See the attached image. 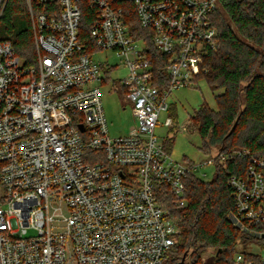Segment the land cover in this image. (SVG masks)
I'll return each instance as SVG.
<instances>
[{
  "label": "built area",
  "instance_id": "obj_1",
  "mask_svg": "<svg viewBox=\"0 0 264 264\" xmlns=\"http://www.w3.org/2000/svg\"><path fill=\"white\" fill-rule=\"evenodd\" d=\"M6 3L0 0V18ZM24 3L33 63L11 41L0 42V264H164L180 230L161 194L181 210L186 181L203 180L198 169L215 172L236 159L247 165L228 178V220L259 252L236 249L230 264H264V160L231 149L181 162L155 134L174 126L170 115L159 122L170 112L168 97L194 83L206 50L216 49L219 0ZM85 10L87 43L80 39ZM149 47L162 56L161 72ZM105 51L126 69L118 81L135 125L125 136L108 133L101 86L112 68L93 58Z\"/></svg>",
  "mask_w": 264,
  "mask_h": 264
},
{
  "label": "trees",
  "instance_id": "obj_2",
  "mask_svg": "<svg viewBox=\"0 0 264 264\" xmlns=\"http://www.w3.org/2000/svg\"><path fill=\"white\" fill-rule=\"evenodd\" d=\"M89 21L85 10L80 39L86 43ZM212 24L217 46L206 50L194 82L202 78L211 91L222 93L215 96V109L201 104L191 115L201 137L200 150L207 153L215 146L221 151L246 149L251 157L264 160V0H219ZM5 40L12 42L26 64L33 63V38L24 0H7L0 18V42ZM151 48L148 52L155 70L161 72L162 56ZM170 114L176 121L171 106ZM171 143L169 139L168 152ZM246 165L247 159L227 161L216 165L210 181L189 178L187 205L181 210H172L168 196L161 194L160 204L180 230L168 264H178L184 254L185 264H198L206 252L212 255L208 264H230L240 235L228 220L233 201L227 181Z\"/></svg>",
  "mask_w": 264,
  "mask_h": 264
},
{
  "label": "rangeland",
  "instance_id": "obj_3",
  "mask_svg": "<svg viewBox=\"0 0 264 264\" xmlns=\"http://www.w3.org/2000/svg\"><path fill=\"white\" fill-rule=\"evenodd\" d=\"M93 58L101 63L103 67L112 68L111 76L108 75L106 82L101 86L102 107L109 136H125L135 125V119L132 116L131 106L126 101L122 88L119 86L118 79H122L126 75L122 59L118 58L113 52L106 51L95 53ZM220 93H222V90L211 91L206 81L200 78L187 87L174 90L168 97V103L174 110L176 121L170 129L162 125L157 126L155 134L164 147L169 144V139H171L170 154L174 159L181 162H200L206 160L209 155L218 150L216 146L210 148L207 153L200 150L201 137L191 122V115L201 104H206L209 108L215 109V96ZM168 115L171 116L170 112L168 114L162 113L159 122L163 123ZM213 173L214 168L211 166L201 167L197 172L198 176L201 175L203 181H210L214 176ZM202 174H205V176H202ZM257 245L258 242L253 239L246 241L240 239L239 243L236 244V249L237 251L255 254L259 252ZM208 253L202 254L201 257L206 256ZM167 258L168 256L164 264H168Z\"/></svg>",
  "mask_w": 264,
  "mask_h": 264
},
{
  "label": "water",
  "instance_id": "obj_4",
  "mask_svg": "<svg viewBox=\"0 0 264 264\" xmlns=\"http://www.w3.org/2000/svg\"><path fill=\"white\" fill-rule=\"evenodd\" d=\"M218 253H220V251H218ZM185 256H186V254L183 255L182 260L178 264H185V262H184L185 261Z\"/></svg>",
  "mask_w": 264,
  "mask_h": 264
}]
</instances>
